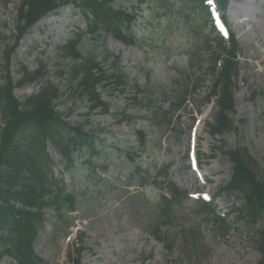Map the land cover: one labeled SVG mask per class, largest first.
I'll return each instance as SVG.
<instances>
[{
	"label": "rangeland",
	"instance_id": "rangeland-1",
	"mask_svg": "<svg viewBox=\"0 0 264 264\" xmlns=\"http://www.w3.org/2000/svg\"><path fill=\"white\" fill-rule=\"evenodd\" d=\"M5 1L7 5L0 4V31L7 38L0 41V84L5 82L7 72L17 82L23 77V66L35 71L41 61L49 62L50 79L61 92L57 111L65 120L87 125L88 132L97 138L95 145L100 147L95 169L87 166L85 156L79 153L77 164L65 171L62 157L47 144L53 175L79 191V203L64 220L63 226L72 221L70 235L64 237L66 233L48 226L36 245L37 254L49 264H68L69 247L82 231V264H257L261 254L256 240L264 219L254 227L246 224L235 211L241 205L240 195H222L215 201L218 212L232 213L228 216L232 227L223 235L211 216L200 213L197 202L201 198L211 200L231 180L233 165L224 154L227 150L247 148L264 171V96L252 100L250 90H264V0L229 3V22L244 44L238 57L232 115L239 129L216 136L209 125L218 110L215 102H208L214 83L209 54L204 52L203 62L191 68L188 53L196 43L198 30L186 21L200 15L183 8L180 0H116L120 7L134 11L132 31L141 46L127 45L112 34L98 40L90 35L82 40L83 49L95 50L99 59L109 57L101 63L107 74L116 69L122 75V85H116L113 78L98 85L110 104L108 112L91 110L90 95L82 94L71 74L60 76L55 65L58 48L73 33L86 29L82 9L64 4L63 10L53 11L55 17L37 29L34 24L15 42L22 0ZM10 44L16 45V53L5 71L4 55ZM64 63L68 69L73 62ZM181 75L191 79L187 82ZM195 81H200L197 90L193 89ZM41 84L17 87L15 96L25 102ZM135 85L150 93H159L164 87L175 90L180 85L176 92H186L188 106L185 108V101L172 119L169 102H157L160 108L148 113L134 101L135 94L138 99L143 96L136 92ZM153 103L148 98V104ZM194 118L197 131L190 133ZM4 126L0 113V133ZM162 172L167 175L163 173L156 181L174 182L187 191L172 206L165 205L168 219L162 218L161 226L156 225L170 248L153 234L154 202L160 192L154 176ZM142 174L149 175L146 187L136 179L137 175L144 178ZM0 264L17 262L6 256L0 258Z\"/></svg>",
	"mask_w": 264,
	"mask_h": 264
},
{
	"label": "trees",
	"instance_id": "trees-1",
	"mask_svg": "<svg viewBox=\"0 0 264 264\" xmlns=\"http://www.w3.org/2000/svg\"><path fill=\"white\" fill-rule=\"evenodd\" d=\"M180 1L183 8L201 15L192 22L186 21L189 26H197L195 29L198 30L195 45L188 49L190 65L195 66L203 62L201 57L204 52L209 54L208 59L215 66L216 62L224 61L218 73L213 67L217 79L210 98L217 96L218 110L214 113L213 122L209 123L211 133L214 136L225 131H237L239 127L232 115L235 110L234 89L239 74L238 55L243 45L236 40L232 31L231 45L229 47L224 45V39L216 35V28L211 25L204 0ZM216 1L221 10H225L229 0ZM5 2L0 0V4L7 5ZM66 3L80 5L85 13L88 12V26L85 31L73 33L69 41L58 48L59 58L55 63L58 74L60 76L71 74L72 80H77V86L82 94L90 95L91 110L100 109L108 112L110 104L103 99L98 85L111 78L116 85H122V75L118 74L116 69L112 74H107L101 63L108 61L109 57L99 59V54L95 50H85L81 43L84 37L89 38L90 35L92 39L98 40L112 34L127 45L141 46L137 35L132 31L136 19L133 10L120 7L116 0H22L18 9V38L15 42H19L41 18ZM224 19L226 20L225 17ZM6 39L0 31V41ZM15 53L16 45H8L4 55L5 71L9 68L11 57ZM67 60L73 62L68 69L64 65ZM1 70L0 66V72ZM22 73V79L15 82L7 72L4 75L5 82L0 84V113L5 122L0 133V249H2L0 256L9 255L16 259L18 264H48L36 252L41 233L47 223L54 230L68 233L72 221L63 226L64 220L69 219V213L76 210L79 192L54 177L47 142L49 141L53 149L62 156L67 171H71L77 164L79 153L82 157L85 156V164L95 169L100 147L95 145L97 138L88 132L87 125L83 122L65 120L57 111L56 101L61 92L50 79L49 62L41 61L35 71L23 66ZM180 78L187 82L191 79L184 75ZM35 82H42L40 90L25 102L19 101L14 95L15 88ZM196 86L195 83L194 88ZM180 87L179 85L175 90L164 87L159 93H150L135 85L136 92L143 96L138 99L135 94L134 101L139 108H147L148 113L154 111L158 107L157 102L161 101H170L173 108L180 109L187 95L185 91L177 94L176 91ZM252 88L250 87L252 100L264 96V90ZM148 98H152L154 103L148 104ZM225 154L233 163V176L230 182L220 188L218 194H240L242 204L235 210L238 211L241 220L254 227L264 219V171L245 147L227 150ZM143 176L144 178L137 175L136 179L140 180L141 186L146 187L149 177ZM157 177L159 176L155 177V182L162 187L163 183L157 182ZM167 185L171 198L162 193H158L155 198L153 209L155 215L152 218L155 231L156 225L161 226L162 218L168 219L165 205H172L185 193L174 183ZM198 207L202 214L206 213L207 216L214 214V210L206 202H200ZM214 222L223 232L230 229V224L226 223L224 218L215 216ZM84 235L83 232L79 233L75 246L69 251L70 264H81ZM157 238L163 240L170 248L161 234H158ZM256 243L261 253L257 264H264V227L258 231Z\"/></svg>",
	"mask_w": 264,
	"mask_h": 264
},
{
	"label": "bare ground",
	"instance_id": "bare-ground-1",
	"mask_svg": "<svg viewBox=\"0 0 264 264\" xmlns=\"http://www.w3.org/2000/svg\"><path fill=\"white\" fill-rule=\"evenodd\" d=\"M64 8H60V9H57V11H61L63 10ZM56 14L53 12V13H50L49 15L45 16L43 19H41L40 21H38L35 26H34V29H37L39 28L44 22L50 20L51 18L55 17ZM28 36V35H27Z\"/></svg>",
	"mask_w": 264,
	"mask_h": 264
}]
</instances>
